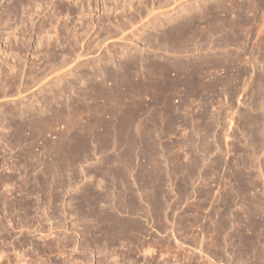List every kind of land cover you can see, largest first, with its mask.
<instances>
[{
	"label": "rangeland",
	"instance_id": "obj_1",
	"mask_svg": "<svg viewBox=\"0 0 264 264\" xmlns=\"http://www.w3.org/2000/svg\"><path fill=\"white\" fill-rule=\"evenodd\" d=\"M0 264H264V0H0Z\"/></svg>",
	"mask_w": 264,
	"mask_h": 264
},
{
	"label": "bare ground",
	"instance_id": "obj_2",
	"mask_svg": "<svg viewBox=\"0 0 264 264\" xmlns=\"http://www.w3.org/2000/svg\"><path fill=\"white\" fill-rule=\"evenodd\" d=\"M2 263V262H1Z\"/></svg>",
	"mask_w": 264,
	"mask_h": 264
}]
</instances>
